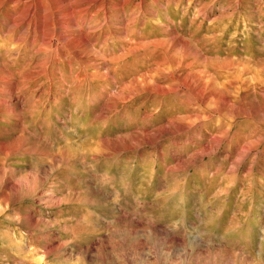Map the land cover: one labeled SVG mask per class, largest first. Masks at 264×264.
I'll return each instance as SVG.
<instances>
[{"label": "rangeland", "instance_id": "rangeland-1", "mask_svg": "<svg viewBox=\"0 0 264 264\" xmlns=\"http://www.w3.org/2000/svg\"><path fill=\"white\" fill-rule=\"evenodd\" d=\"M0 264H264V0H0Z\"/></svg>", "mask_w": 264, "mask_h": 264}, {"label": "bare ground", "instance_id": "bare-ground-1", "mask_svg": "<svg viewBox=\"0 0 264 264\" xmlns=\"http://www.w3.org/2000/svg\"><path fill=\"white\" fill-rule=\"evenodd\" d=\"M15 3V2H14ZM10 5H11V3H10ZM10 7V6H9Z\"/></svg>", "mask_w": 264, "mask_h": 264}]
</instances>
